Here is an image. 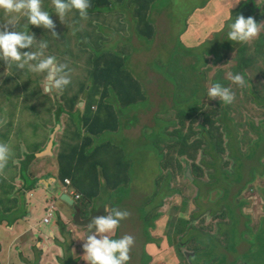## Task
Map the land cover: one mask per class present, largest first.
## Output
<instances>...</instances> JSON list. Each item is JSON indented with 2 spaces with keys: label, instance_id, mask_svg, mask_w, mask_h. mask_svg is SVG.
<instances>
[{
  "label": "rangeland",
  "instance_id": "rangeland-1",
  "mask_svg": "<svg viewBox=\"0 0 264 264\" xmlns=\"http://www.w3.org/2000/svg\"><path fill=\"white\" fill-rule=\"evenodd\" d=\"M165 1L159 0L151 11L150 19L154 23L157 36L151 46L145 47L141 42L143 53L140 57L145 61H161L166 54V49L162 45H166L170 55L175 50L173 57L176 56L181 61L183 60L182 65L198 75L196 78V75L186 73V78L180 81L186 89L185 94L181 95L185 102L173 106L174 109L180 110L177 114L176 125L167 127L166 134H161L158 129V132L155 131L150 136L146 135L142 145L145 146V149L138 154L139 158L135 159L140 166V173L132 174L133 168L126 169L128 182L119 188L115 187L117 189L113 195L117 198L112 201L121 198L118 200L121 204L118 210L128 213L125 218L120 220L115 231L119 234L118 237L124 235L132 237V244L128 250L129 259L126 264H144L146 262L147 251L153 250L152 247L144 245L143 239L148 237L149 233L154 239L157 238L155 240L158 241V248L153 253L152 260H148L145 264H178V260L180 264H184L182 255L175 244L177 241L175 233L177 232L187 238L186 249L188 248L190 252L198 251L206 259L210 258L208 264H214L216 254L219 253L221 247L232 248L231 257L236 258L239 264H243L241 257L249 256L253 257L248 259L250 264H264V233L255 238L258 228H264V44L259 42L261 36L264 38V0H239V3L229 9L231 16L232 11L243 10L235 12L233 18L237 14L245 16L246 5L249 4L254 7V13L250 16L259 23L258 33L255 37L247 42H238L240 44L234 45L233 43L237 41L227 40V23L230 21L224 20L225 13L233 0H169L164 6ZM214 1H218L219 4L206 8L205 27L199 34L198 27H192L194 22L191 23L195 11L201 9L202 6L204 8L211 5ZM245 2L248 3L245 4ZM240 5L243 6L240 8ZM105 7H108V10H105ZM105 7H102L101 11L90 12L87 17L80 18H76L75 12L72 10L66 14L63 22L56 14L50 15L54 21L57 36L49 32V29L28 25L29 31L37 41H48L46 54L57 55V62L66 65L70 83L63 91L55 89L45 91L43 73H32L27 70V67L16 69L14 65L6 66L3 61H0V143H6L14 150V155L9 156L7 163L0 168V181L4 177L21 188L23 181L19 175L24 169L25 172L31 169L27 172L30 179H43L37 182L39 188L44 189L47 186L43 182L44 180L52 179L53 160L45 161V158H38L34 152L30 161L22 168L19 156L32 153L33 148L44 144L42 140L47 143L51 134L50 129L55 124V120H53L55 107L64 106V97L67 98L77 92L83 82H93L86 70L89 61L86 46L89 45L88 41L90 42L92 38L89 34L91 26H98L101 33L100 39L93 37L95 43L97 42L99 45L102 43L105 45L115 44L125 56L136 51L133 43L137 45L138 38L130 29L128 22L129 17L134 16L133 6L112 3ZM42 9L47 11L45 8ZM7 19L8 14L0 10V24H4ZM190 23L192 25L188 29ZM16 24H18L16 26L18 29L25 27L26 22L24 19H20L16 21ZM221 24L224 25L222 29ZM110 27L113 29L112 34L107 32L110 31ZM9 30H12L11 26H9ZM214 33H218V36L204 44L205 39L211 38ZM180 37L202 44L196 47L176 46V40H181ZM65 43L66 45H64ZM243 45L248 47L247 55L250 57L247 59L248 65L244 64L243 54L241 61L236 55L235 47L239 48ZM106 48L109 49V47ZM106 48L103 47L102 50L106 51ZM26 50L21 49V51ZM124 70L135 77L130 69L125 68ZM230 73L241 74L245 78L246 84L244 86L235 84L229 78ZM216 82L228 87L233 93L230 103L219 102L215 98L207 97V89ZM194 87L198 88V96L202 100L199 105L187 102L192 98V95L187 94L188 89ZM87 93L92 97L94 92ZM78 94L81 93L78 91ZM114 95H112V101L117 103L118 98H115ZM190 105L200 109L199 115L189 113ZM205 121L208 123H204ZM47 122L52 124L47 125ZM200 122L212 129L215 140H221L218 127L222 131L230 130L232 138L229 148H227L226 137H222V144L216 145L217 151H214L213 155L217 160L214 168L218 171L209 180L207 173L210 156L202 154L204 142H201L197 151L193 150V144L197 142L194 140L208 139L199 136L198 123ZM61 124L62 120H59L58 126ZM58 131L59 129L55 131L54 138L58 135ZM148 131L145 130V132ZM177 132L180 134H176ZM238 132L246 134V141L242 142ZM164 138L171 141H166ZM156 140H158L156 142L158 153L154 149L149 152L147 147H150L151 143ZM183 140L186 142H180ZM169 142L184 144L186 155L180 158L175 157L176 149ZM222 145L227 148L225 151L219 150ZM164 151L163 162L169 168L168 171L173 172L177 160L182 165V169L175 171L172 177H167L165 171L159 173V161L161 160L159 155H163ZM153 154L157 156V159H153ZM190 157L201 162L203 172L201 180L213 183L199 188L193 184L194 175L190 169ZM242 161L243 165L241 166ZM186 168L189 169L193 179L186 176ZM222 168H225L224 175L221 173ZM238 173H243L241 181L237 180ZM55 178L58 182L57 176ZM246 180L248 181L245 182ZM157 182L163 186L160 190H156ZM11 183H7V185L0 183V209L11 210L13 208V201L6 198L4 194L8 186L12 187ZM209 189L215 190L213 196L216 198L219 192L225 196L220 203L202 204L219 210L213 217L206 215L207 209H199L200 204L197 205L198 195H203ZM29 193L31 194V191ZM103 194L107 195V192L104 191ZM69 197L73 202L80 199L74 195H69ZM123 197L127 199L125 200ZM43 200H46V209L42 221L47 223L44 218L47 216L48 205L54 206L50 219L56 215V197L52 198L48 194ZM81 201L80 199L77 202L81 204ZM224 204L232 205V207H226ZM81 209L80 206L78 211ZM228 209L232 210L230 214L233 216L226 214ZM91 214L86 215V222ZM237 216L239 217L238 227H241L243 231H238L235 236H232L223 229V226L230 223L231 218L235 220ZM85 221H78L77 224ZM169 233L173 240L171 243H166L163 239ZM205 235L210 238H205ZM72 239L73 241L80 240L76 232ZM171 244L175 248H172ZM64 250L66 251L67 248L65 247ZM80 257L81 255L78 254L72 264H77ZM200 262V259L195 260L196 264H200Z\"/></svg>",
  "mask_w": 264,
  "mask_h": 264
},
{
  "label": "crops",
  "instance_id": "crops-1",
  "mask_svg": "<svg viewBox=\"0 0 264 264\" xmlns=\"http://www.w3.org/2000/svg\"><path fill=\"white\" fill-rule=\"evenodd\" d=\"M218 4V1H214L211 5L209 4L204 8L202 6L201 9L196 10L194 19L191 21L194 23L193 25L190 23L188 29L191 25L192 27L197 26L199 34H201L205 27L204 13L206 8L215 7ZM109 29L110 31L107 32L112 34L113 29L111 27ZM131 30L133 31V29ZM217 34L214 33L211 38H206L204 44L210 42ZM100 36L98 35L97 39H100ZM156 36L157 31L154 39L150 42L143 41L136 36L138 38L137 45L133 43L136 51L127 56L121 53L115 44L95 45L96 49L109 47V49L114 48L120 52L124 69H130L135 77L124 70L123 77L120 79L124 86L119 93L111 90L104 92L102 89L101 91L96 90L92 97L87 92L78 94L77 91L71 94L76 95L77 100L80 101L73 109L67 106L64 115H60L62 124L58 128V135L54 138V144L50 150L47 151V143L42 140L44 144L33 148L32 153L19 156L22 161V168L27 165L34 152L38 158L54 161L52 179L43 181L47 184L44 189L37 185V182L43 179H30L28 177L27 172L31 169L27 172L24 169L19 175L23 181L21 188L2 177L0 183L12 184V188L10 187V198L14 203L12 210L16 212V216H21L24 213L25 215L18 217L11 224L7 220L0 223L1 264H72L78 254L81 257L77 264L79 262L87 264L83 259L82 248L84 230H77L74 226L78 221H85L86 215L89 213L92 214L88 220L92 217L106 215V207L109 211L118 210L121 207L118 202L121 198L116 201L112 200L117 198L113 195L116 189L128 182L126 169L133 168L132 174L140 173V166L135 159H138V154L145 149V146L142 145L146 135L150 136L153 132H158V129H160L161 134H166L167 127L176 125L177 114L180 110L174 109L173 106L185 102L181 95L185 94L186 89L180 81L186 78V73H192L196 75V78L198 75L184 67L182 65L183 60L181 61L176 56L173 57L175 50L170 55L166 45H162L166 49V59L145 61L144 58L140 57L143 53L141 42L144 43L145 47L151 46L154 44ZM93 37L92 41L94 40ZM176 43L175 45L179 47H196L202 44L182 38L176 40ZM128 46L131 48L130 45ZM90 63H93L92 59ZM187 94L192 95V98L187 100L188 103L201 104L202 100L198 96V88H189ZM112 95L118 98L117 103L112 101ZM196 111L199 112L200 109L198 108ZM86 113L88 114L87 122L84 121ZM96 113L97 115H94ZM51 124L47 122V125ZM200 124L204 123L200 122L198 126ZM90 128L95 133H90ZM100 129L103 131H99ZM145 130L149 131L145 132ZM196 130L198 129L196 128ZM157 141L152 142L151 146L147 147L149 152L154 149L158 153ZM100 142L108 143V146L105 145L101 153L91 154V151ZM80 148H84L85 152L78 159ZM9 149V156L14 155V150L10 147ZM60 153L63 155L62 161L58 158ZM152 157L157 159L155 154ZM159 158H161L159 173L165 171V175H167L169 168L164 169L162 167L165 159L164 154L159 155ZM69 161L73 163L74 167L64 178H69L74 190L81 195V204L77 202L80 199L70 204L61 197L63 195L60 192L63 178L60 176L64 171L63 168L70 164ZM55 176H57L58 182H56ZM155 187H157V183ZM104 191L107 192V195L103 194ZM48 194L52 198L56 197L57 210L56 215L54 214L55 216L49 222L44 223L42 219L45 215L46 200L43 198L47 197ZM123 199L126 200L127 198L123 197ZM85 203L88 204L84 205ZM80 206L82 209L78 214ZM71 230H73L72 233ZM75 232L80 238L76 244L72 239ZM65 247L67 248L66 251L64 250Z\"/></svg>",
  "mask_w": 264,
  "mask_h": 264
},
{
  "label": "clouds",
  "instance_id": "clouds-1",
  "mask_svg": "<svg viewBox=\"0 0 264 264\" xmlns=\"http://www.w3.org/2000/svg\"><path fill=\"white\" fill-rule=\"evenodd\" d=\"M52 3L54 13L61 22L64 21L66 14L73 9L77 10L81 17H87V9L90 7V0H52ZM236 3H239V0H233L224 16L225 21H230L227 23V40L247 42L257 35L258 23L252 16L245 17L242 14H237L233 18L229 9ZM0 10L8 14L7 21L4 24H0V61H3L6 66L14 65L16 69H25L27 67V70L32 73H43L45 91L50 89L63 91L70 83L66 65L57 62V58L54 55L46 54L45 50L48 48V41H37L32 32L28 29L29 24L40 26L49 29V32L57 36L54 21L49 15L50 12L42 9L41 0H0ZM130 18L132 17H129L128 21H130ZM19 19L25 20L27 31L17 30L16 21ZM9 26H11L13 30H9ZM223 26L224 25L221 24V29ZM91 29L92 32L90 30L89 34L94 36V38L101 35L98 26H91ZM88 43L94 44V40L92 41L91 38ZM21 49L27 50L21 51ZM229 78L239 86H244L246 84L245 78L239 73H230ZM207 97L209 99L215 98L219 102L230 103L233 99V93L228 87L216 82L207 89ZM9 155V146L6 143H0V168L4 167L7 163ZM174 155L175 157H181L177 152H175ZM162 167L164 169L167 168L164 164ZM167 172L166 176L172 177L171 172ZM64 180L65 178L62 179L61 183V194L72 195L73 192L78 193L74 190L70 179V183L67 184ZM157 183L158 186L161 185L160 182ZM161 188H163V186H161ZM213 193L214 191L210 194V199H212L211 204L220 203L224 200L225 197L223 194L216 192V198L213 196ZM224 205L228 207L229 204ZM106 210V215L92 217L90 224L86 226L93 228L94 231L84 237L83 243L80 241L83 248V259L87 264H126L129 259L128 250L129 246L132 244V237L124 235L116 238L115 230L118 228L120 220L125 218L128 213L127 211L116 209L109 211L107 207ZM256 237H260V235L255 234V238Z\"/></svg>",
  "mask_w": 264,
  "mask_h": 264
},
{
  "label": "trees",
  "instance_id": "trees-1",
  "mask_svg": "<svg viewBox=\"0 0 264 264\" xmlns=\"http://www.w3.org/2000/svg\"><path fill=\"white\" fill-rule=\"evenodd\" d=\"M168 1L169 0L165 1L164 6L168 3ZM158 2H159V0H90V7H89V9H87V12H88V14H90V12L95 13L99 10L101 11L102 7H105L106 5L110 6L112 3L117 4V5H124V4L131 5L134 8V16L132 18H130V21H128L130 24V28L133 29V32L136 34V36L138 38H140L143 41L150 42L154 39V37L156 35V29L153 25V22L150 19V15H151V11L153 10L154 6ZM247 3L248 2H245V4H247ZM41 5H42V8H45L48 12H50L49 15L53 16L55 14L52 0H41ZM242 6L243 5H240V8ZM246 6H247V12H246L245 17L250 16V14L254 13V7L250 6L249 4ZM104 9L108 10V7H105ZM73 11L75 12L76 18L81 17L78 14L77 10L73 9ZM237 11H243V10L237 9V10L232 11V16H234L235 12H237ZM261 18H262V16H261ZM17 25L18 24H16V26ZM258 26H259V23H258ZM26 29H27V26L25 25V27H19L17 30L26 31ZM227 32H228V28H227L226 34H227ZM217 36H218V34H217ZM259 42L264 44V38L262 36L259 38ZM237 43L238 42L233 43V45L237 44ZM88 44L89 45L86 46V52L89 53L87 73H88V75L91 76L90 78H91V81H93V82H86V83L83 82L79 86L78 91L79 92H90V93H92V92H95L96 90L101 91L102 89H104V92H109L111 90V91H116L119 93V91H121L123 89V86H124L123 81L120 80L124 74L123 62L121 59L122 54L120 52H117L114 48L109 49V50L106 49V51L102 50L103 47H99L98 49H96L95 45L97 44V42L96 43L94 42V44L93 43L92 44L88 43ZM238 44H240V43H238ZM64 45H66V43ZM235 50H236V55H237L238 60L241 61L243 58V55H244V57H245L244 64L248 65L247 59L248 58L250 59V57L247 55L248 47L243 45V46H240L239 48L235 47ZM211 55H213V53H211ZM55 57L57 58V55H55ZM91 59L93 60L92 64L90 63ZM256 65H258V64H256ZM76 100H77L76 95H71V96H68L67 98L64 97V102H65L66 107H65V105L64 106L59 105L58 107H55V109H54V111H55L54 112L55 124L59 123L60 115L62 113H64V111L66 112L67 106H69L70 109H73L75 107V105L78 102V100L77 101ZM197 109H198V107L193 106V105H190V107H188L189 113H192V114L195 113V115H199V112L196 111ZM94 115H97V113ZM94 115H92V116H94ZM183 115H184V113H183ZM87 120H88V114L86 113L84 116V121L87 122ZM204 123H208V122L205 121ZM55 124H54V126H56ZM53 128L51 129V132H52ZM205 129H207V130L205 131ZM218 129H219V133L221 136V140H222V137L227 138V141H228L227 142V144H228L227 148H229V146L231 145V139H232L231 135H230V130L222 131L219 127H218ZM89 131H90V133H95V131L91 128L89 129ZM99 131H103V130L100 129ZM198 133H199L200 138L205 137L208 139L194 140L197 142H194L193 150L197 151L199 146H201V142H204V148H203L202 154L210 156V160L208 162L209 171L207 173V177L209 180L210 177L214 176V174H217L216 172L218 170L216 168H214V165H215L217 160H216V157H214L213 152L217 151L216 145H218V143L222 144V141L219 139L215 140V137L212 134L213 133L212 129L210 127L206 126V124H200L199 125V132ZM176 134H180V132H177ZM239 136H240V139L242 140V142L246 141V138H247L246 134H240L239 133ZM169 141H171V140H169ZM180 142H186V141L183 140ZM169 143H170V145H172L176 149L175 152H177L178 155H180L181 157L186 155L187 151H186L184 144L177 143V142H174V143L169 142ZM53 144H54V142H53ZM105 145L108 146V143H103V142L98 143L95 146V148L91 151V154L101 153V151L105 147ZM227 148H224V146L222 145L221 147H219V150L225 151ZM84 152H85V149L80 148V153H79L78 159L80 158L81 155H83ZM58 158L60 159V161H62L63 155L60 153L58 155ZM189 159L191 160L190 169H191L192 174L194 175V184L199 188V187H205L207 184L213 183V182H208V180L203 182L201 180L203 178L201 162L196 158L190 157ZM187 164H188V162H187ZM240 165L241 166L243 165V161L240 163ZM73 167H74L73 163L70 162V164L68 166L63 168L64 171H62V176H60V177H62V178L67 177V175L71 172ZM181 169H182V165H181L180 161L177 160L176 164H175V169L173 170V172H171V174L174 175L173 173L175 171H179ZM221 173H222V175L225 174V168H222ZM242 176H243V173H238L237 180L241 181ZM225 177H226V175H225ZM247 181L248 180H246L245 182H247ZM1 184H6V183L3 182ZM159 188H161V185L158 186V183H157V189L156 190H158ZM213 191H215V190L209 189L203 195H201V196L198 195L199 201L197 202V205L200 204L198 206V208L199 209H203V208L207 209L206 215H208L210 217H213L216 214V212L219 210H217V208H213L211 206H203L202 204H205V203L211 204L212 203V199H210V194ZM4 194H5L6 198L12 200L10 198V187L9 186H8V189H6L4 191ZM228 207L231 208L232 205H228ZM12 209L11 210L10 209H6V210L0 209V223L7 220L9 222V224H11L18 217H23L25 215V213H24L21 216H16V212ZM231 212H232V210L228 209L226 214L233 216V214H230ZM238 223H239V217L238 216L236 217L235 220H232V218H231V222L228 223L227 225L223 226V229L229 235L231 234L232 236H235L238 233V231H240V232L243 231V229L241 227H238ZM263 233H264V228L259 227L255 234L261 236Z\"/></svg>",
  "mask_w": 264,
  "mask_h": 264
},
{
  "label": "flooded vegetation",
  "instance_id": "flooded-vegetation-1",
  "mask_svg": "<svg viewBox=\"0 0 264 264\" xmlns=\"http://www.w3.org/2000/svg\"><path fill=\"white\" fill-rule=\"evenodd\" d=\"M157 218H159V217H157ZM157 218L153 221L152 227L154 226V222L157 220ZM175 234L177 237V241H175L176 248L179 250L180 254L182 255V261L184 264H196L195 260H199V259L201 261L200 264H208V261L210 260V258L206 259L198 251L190 252L188 250V248L187 249L185 248L186 241H188L187 238L182 233L178 234V232H177ZM118 236H119V234L115 231V237H118ZM205 238H210V236L205 235ZM155 239H157V238H155ZM155 239L151 236L150 233H149L148 237H144V239H143L144 245L146 247L150 246L153 248V250L147 251L146 254H147L148 259L146 260V262L150 259L152 260L151 257L153 255V253L156 251V249L158 248V241H156ZM172 240H173L172 235L170 233L168 235L166 234V237L163 239V241H165L166 243H169V242L171 243ZM171 245H172V248H175V246H173V244H171ZM232 251H233L232 248L221 247L219 253L216 254V257L214 256L215 257L214 264H239L237 262L236 258L231 257ZM178 257H179V255H178ZM249 258H253V257L252 256L241 257V259H243V264H250L249 260H248ZM178 264H180L179 260H178Z\"/></svg>",
  "mask_w": 264,
  "mask_h": 264
},
{
  "label": "water",
  "instance_id": "water-1",
  "mask_svg": "<svg viewBox=\"0 0 264 264\" xmlns=\"http://www.w3.org/2000/svg\"><path fill=\"white\" fill-rule=\"evenodd\" d=\"M59 128V126H58V123L56 124V126L53 128V130H52V132H51V134H50V136H49V140H48V142H47V151L48 150H50V148L52 147V144H53V141H54V133H55V131L57 130ZM185 173H186V176H190V172H189V169L188 168H186V170H185ZM191 177V176H190ZM191 179H192V177H191ZM66 202H68V203H70V204H73V200H71V198L69 197V195L68 194H64V195H62L61 196ZM78 214H80V211H79V213ZM92 219H90V220H88L87 222H81V223H79V224H76L75 226H74V228H76L77 230H84V237H86L89 233H91V232H93L94 231V229L93 228H91V227H86L87 225H89L90 224V221H91ZM73 232V230H71V233ZM74 242V244H76L77 243V241H73Z\"/></svg>",
  "mask_w": 264,
  "mask_h": 264
},
{
  "label": "built area",
  "instance_id": "built-area-1",
  "mask_svg": "<svg viewBox=\"0 0 264 264\" xmlns=\"http://www.w3.org/2000/svg\"><path fill=\"white\" fill-rule=\"evenodd\" d=\"M65 183L67 184V183H70L69 182V179L68 178H65ZM72 192V191H71ZM72 195H74L76 198H80V194H78V193H75V192H73V194ZM53 208H54V206L53 205H48L47 206V216L44 218V221L45 222H49L48 220L50 219V217H51V215H52V210H53Z\"/></svg>",
  "mask_w": 264,
  "mask_h": 264
}]
</instances>
